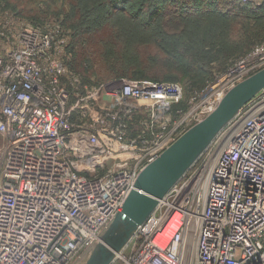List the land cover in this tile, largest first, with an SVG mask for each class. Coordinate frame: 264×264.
I'll use <instances>...</instances> for the list:
<instances>
[{
	"label": "built area",
	"instance_id": "1",
	"mask_svg": "<svg viewBox=\"0 0 264 264\" xmlns=\"http://www.w3.org/2000/svg\"><path fill=\"white\" fill-rule=\"evenodd\" d=\"M7 33L0 23V264H83L141 171L251 76L252 59L264 68L260 47L178 116L181 87L148 79L99 88L109 108L88 114V100L70 104L61 83L60 32L25 24L15 46ZM142 117L146 129L131 136ZM111 264H264V88L157 200Z\"/></svg>",
	"mask_w": 264,
	"mask_h": 264
},
{
	"label": "rangeland",
	"instance_id": "2",
	"mask_svg": "<svg viewBox=\"0 0 264 264\" xmlns=\"http://www.w3.org/2000/svg\"><path fill=\"white\" fill-rule=\"evenodd\" d=\"M134 1H125L120 11L107 0H0V23L14 46L25 24L60 32L69 54L61 83L69 87L70 104L88 100V114L109 108L110 98L99 88L117 90L125 80L140 76L175 79L182 93L177 104L185 108L174 107L173 116L181 115L219 75L264 47V0L249 1L252 8H261L258 13L222 4L217 12L180 17L166 13L171 0H147L138 19L132 13L141 7ZM155 4L161 15L146 24ZM255 59L250 75L260 70ZM143 119L131 122V136L146 129L139 123ZM4 146L0 136V150Z\"/></svg>",
	"mask_w": 264,
	"mask_h": 264
},
{
	"label": "water",
	"instance_id": "3",
	"mask_svg": "<svg viewBox=\"0 0 264 264\" xmlns=\"http://www.w3.org/2000/svg\"><path fill=\"white\" fill-rule=\"evenodd\" d=\"M263 88L264 68L232 87L210 114L191 126L147 165L139 174L121 211L115 215L84 264H111L115 253L128 243L137 227L152 212L157 200L192 165L220 128Z\"/></svg>",
	"mask_w": 264,
	"mask_h": 264
},
{
	"label": "trees",
	"instance_id": "4",
	"mask_svg": "<svg viewBox=\"0 0 264 264\" xmlns=\"http://www.w3.org/2000/svg\"><path fill=\"white\" fill-rule=\"evenodd\" d=\"M125 1L129 0H107L109 3V6L112 7L113 10H124L122 9V4L125 3ZM139 1V7L140 10L137 13H132L133 17L138 19L140 15L143 13V8H145L146 5H148L147 0H135L134 2ZM173 2V3H172ZM151 4V2H149ZM172 3V5H171ZM222 4L225 6H229V9L232 8V10H236L237 8H242L243 11H246L249 13H258L260 12L261 8H253L251 7L253 3L251 2H242L241 0H171L168 4H166L169 10L166 11V13H169L171 15H175V17H180L182 15H194L198 16L200 13H209V12H217V8L220 7ZM157 5H154V8L151 10H148V14L146 15V24H152L155 20V18H159L161 15L160 10H157ZM171 7H173V10L171 11ZM145 12V11H144ZM223 13H226L225 11H222ZM229 13V12H228ZM235 13V12H232ZM69 46V45H68ZM70 49H72V46H69ZM69 52V51H68ZM65 56L63 61H66V58H68V53L65 52ZM66 65V63L64 62ZM135 80H142V79H148L151 81H157V82H173L178 84V82L175 81V79L172 78H164V79H153V78H147V77H140L137 76L134 78ZM176 109H182V107L185 108V106L182 105V103L176 104L174 106Z\"/></svg>",
	"mask_w": 264,
	"mask_h": 264
}]
</instances>
